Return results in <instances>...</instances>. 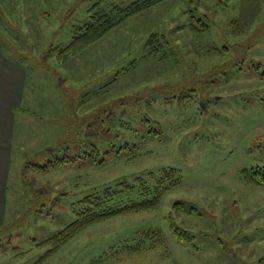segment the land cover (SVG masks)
<instances>
[{
	"label": "rangeland",
	"instance_id": "rangeland-1",
	"mask_svg": "<svg viewBox=\"0 0 264 264\" xmlns=\"http://www.w3.org/2000/svg\"><path fill=\"white\" fill-rule=\"evenodd\" d=\"M60 1L21 0L20 13L0 1V42L24 34L14 45L30 110L17 116L0 264H264V184L249 178L264 174V0H165L62 57L100 0ZM37 24L38 39L26 34ZM94 149L108 153L102 165L39 168ZM172 168L178 185L156 208L99 222L50 255L38 246L87 195L127 182L107 207L142 201Z\"/></svg>",
	"mask_w": 264,
	"mask_h": 264
},
{
	"label": "trees",
	"instance_id": "trees-1",
	"mask_svg": "<svg viewBox=\"0 0 264 264\" xmlns=\"http://www.w3.org/2000/svg\"><path fill=\"white\" fill-rule=\"evenodd\" d=\"M103 1L104 0H100L99 2H96L95 5L90 8L91 15L88 22L79 27H75L72 41L61 50L59 57H62V54L77 51L84 46L96 42L127 18L139 12L148 10L165 0H134L126 7L113 6L110 11L101 10L100 5ZM156 38H158V36ZM156 38H151L148 44L151 46ZM94 150V157L92 156V153H86L84 156L78 155L74 157L64 153L63 155L55 156L49 164L39 168L41 171H47L60 166L74 165L85 159L91 160V163L96 165H102L106 160L105 155H108V153L100 155V152L98 153L97 149ZM95 155H99V160L96 159ZM175 172L176 169L174 168L171 170L169 169L165 173L163 172L162 182H165L166 179H170V184H164L161 189L157 188L152 197L145 198L142 201H132L117 207H107L108 202L112 201L119 193L124 192V189L116 190L117 188H126L128 192H131V190L134 189L135 186L128 184L127 182H125L126 184L124 182H118L116 184V189H113V187L110 186L102 191V193L87 195L76 204V207H74V209H76L75 212L77 219L54 236L39 242L38 246L50 248L46 252V255H50L73 239L77 234L99 222L117 217L127 212H139L156 208L160 203L162 196L169 189L178 185L179 180L175 178ZM262 175L264 174H261L260 172L252 175V177L250 175L249 178L256 185H261V183L264 184V177ZM137 179L141 180L139 177ZM142 188L144 190L142 193H145V195L150 193L146 186L142 185ZM1 230L2 228L0 231ZM177 234L179 235V233ZM178 240L183 243L188 241L186 238H178Z\"/></svg>",
	"mask_w": 264,
	"mask_h": 264
},
{
	"label": "crops",
	"instance_id": "crops-1",
	"mask_svg": "<svg viewBox=\"0 0 264 264\" xmlns=\"http://www.w3.org/2000/svg\"><path fill=\"white\" fill-rule=\"evenodd\" d=\"M0 1L6 2L8 0ZM18 1L16 12H19V7L22 6V4L19 5L21 0ZM30 1L26 0V3L30 5ZM61 1L65 2V0ZM20 18H24V14ZM25 19L26 22L29 20L26 14ZM19 26L20 24H16V27ZM36 28H38L36 31L28 29L26 34L29 36L34 34V37L38 39L42 28H46V26L40 27L37 24ZM13 32L12 34L11 30L6 35L7 43L11 44L10 49L0 42V229L6 223L9 182L14 164L17 116L21 111L30 114V110L24 108L29 67L23 61L25 57L21 53L18 54L20 49L14 45V43H18L19 37L24 34L18 30ZM51 35L54 34L51 33Z\"/></svg>",
	"mask_w": 264,
	"mask_h": 264
},
{
	"label": "water",
	"instance_id": "water-1",
	"mask_svg": "<svg viewBox=\"0 0 264 264\" xmlns=\"http://www.w3.org/2000/svg\"><path fill=\"white\" fill-rule=\"evenodd\" d=\"M201 105L203 106V108H205L203 103Z\"/></svg>",
	"mask_w": 264,
	"mask_h": 264
},
{
	"label": "flooded vegetation",
	"instance_id": "flooded-vegetation-1",
	"mask_svg": "<svg viewBox=\"0 0 264 264\" xmlns=\"http://www.w3.org/2000/svg\"><path fill=\"white\" fill-rule=\"evenodd\" d=\"M203 103V102H202ZM257 186H260V185H257Z\"/></svg>",
	"mask_w": 264,
	"mask_h": 264
}]
</instances>
